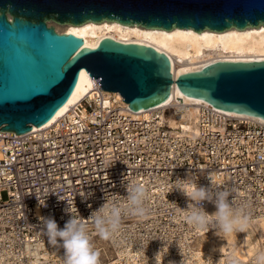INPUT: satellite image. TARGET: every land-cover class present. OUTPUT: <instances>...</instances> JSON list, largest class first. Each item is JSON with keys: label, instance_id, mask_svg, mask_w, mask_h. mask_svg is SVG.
<instances>
[{"label": "built area", "instance_id": "built-area-1", "mask_svg": "<svg viewBox=\"0 0 264 264\" xmlns=\"http://www.w3.org/2000/svg\"><path fill=\"white\" fill-rule=\"evenodd\" d=\"M93 80V93L49 124L21 133L0 129V264H64L62 242H49L42 218L62 229L72 214L89 225L101 264H226L232 251L198 244L218 228L189 225L192 202L177 188H227L235 208L246 205L253 221L264 218V119L199 102L190 132L163 118L181 113L184 103L134 111L115 91L106 101L107 90ZM132 183L145 186L149 214L126 216L112 240L99 242L87 219L106 201L124 203ZM202 207L216 211L209 201ZM262 247L264 238L245 258L236 255L251 264Z\"/></svg>", "mask_w": 264, "mask_h": 264}, {"label": "water", "instance_id": "water-1", "mask_svg": "<svg viewBox=\"0 0 264 264\" xmlns=\"http://www.w3.org/2000/svg\"><path fill=\"white\" fill-rule=\"evenodd\" d=\"M60 24L117 20L152 28L223 30L264 25V0H0V129L21 133L49 120L81 68L131 110L185 95L264 119V58L217 59L175 77L155 46L102 36L95 45Z\"/></svg>", "mask_w": 264, "mask_h": 264}, {"label": "bare ground", "instance_id": "bare-ground-1", "mask_svg": "<svg viewBox=\"0 0 264 264\" xmlns=\"http://www.w3.org/2000/svg\"><path fill=\"white\" fill-rule=\"evenodd\" d=\"M57 29L80 35L84 38V44L91 46L95 45L102 36L151 44L169 55L174 76L180 72L200 68L204 64L217 59L254 60L264 58V25L227 28L219 31L196 30L191 27L152 28L117 20L98 22L87 20L78 25L71 23L58 25ZM93 83V77H90L85 68H81L77 82L68 99L44 125L52 122L58 115L66 111L71 104L84 98L87 94L91 95L93 93ZM115 94L122 97L118 91H115ZM109 95L110 92L106 91L104 95L106 101H109ZM172 99L180 101L184 105L179 114L175 115L170 111L163 115L168 125L173 128L186 129L190 132L196 131L195 121L197 119L198 103L206 101L183 94L175 83L172 84L170 94L162 104L168 103ZM148 109L144 108L140 111L146 112ZM227 111L237 115H248ZM201 238H204V240L202 243L198 241V244L202 247L218 253L232 251L241 258H245L254 251L258 241L264 238V218L253 221L251 227L245 233L238 232L225 236L219 229H216Z\"/></svg>", "mask_w": 264, "mask_h": 264}, {"label": "clouds", "instance_id": "clouds-1", "mask_svg": "<svg viewBox=\"0 0 264 264\" xmlns=\"http://www.w3.org/2000/svg\"><path fill=\"white\" fill-rule=\"evenodd\" d=\"M264 161V153L259 154ZM111 163V162H110ZM181 181H188L181 180ZM192 202L191 208L185 216L186 222L194 229L203 230L210 223L225 235L245 233L253 223V217L247 211V206L239 209L233 206L232 192L227 189H213L198 186L195 182L183 183L177 188ZM149 199L145 186L132 183L127 186V196L124 203L106 201L87 219L91 222L96 234L103 240H112L121 230L126 216L144 218L149 214L146 201ZM203 201L212 202L216 211L209 215L202 207ZM212 216L214 220L210 219ZM43 232L52 244H58L64 249V264H101L100 252L92 243L89 225L80 216L71 218L58 228L53 218H42ZM226 264H241L235 252L228 254ZM251 264H264V247L258 249L252 257Z\"/></svg>", "mask_w": 264, "mask_h": 264}, {"label": "rangeland", "instance_id": "rangeland-1", "mask_svg": "<svg viewBox=\"0 0 264 264\" xmlns=\"http://www.w3.org/2000/svg\"><path fill=\"white\" fill-rule=\"evenodd\" d=\"M48 23L53 24V25L55 26L56 29H57V26H58V25H61V26L63 25V24H60V23L55 22V21H52V20H49ZM210 235H211V234H210ZM204 238H206V237H204ZM204 238H201V239L199 240V242L202 243L203 240H204ZM99 242H101V243L104 244V241H103L102 239H100Z\"/></svg>", "mask_w": 264, "mask_h": 264}]
</instances>
